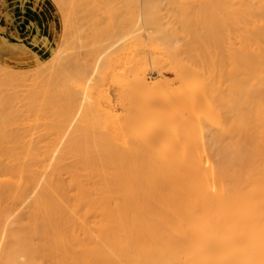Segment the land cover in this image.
I'll list each match as a JSON object with an SVG mask.
<instances>
[{"label": "bare ground", "instance_id": "1", "mask_svg": "<svg viewBox=\"0 0 264 264\" xmlns=\"http://www.w3.org/2000/svg\"><path fill=\"white\" fill-rule=\"evenodd\" d=\"M52 2L0 25V264H264V0Z\"/></svg>", "mask_w": 264, "mask_h": 264}, {"label": "rangeland", "instance_id": "2", "mask_svg": "<svg viewBox=\"0 0 264 264\" xmlns=\"http://www.w3.org/2000/svg\"><path fill=\"white\" fill-rule=\"evenodd\" d=\"M8 1L11 4L16 2V4L12 5L14 9L13 10L14 20L12 23L6 21L5 17L2 14H0V25H3L6 28L7 32L18 31L20 35H22L24 38L27 39L34 32L33 31L34 29L29 26L31 20L37 21L42 28L44 27L43 30L49 32L51 36L58 34L60 32L61 26L63 25L62 22L63 20L60 17V13L57 11L52 0H38L36 2V9L34 10L31 9L29 5H26V7L24 8V6L21 5L20 0H8ZM170 68L171 67L168 68V66L166 68L164 67L163 71L161 72L162 74H158L157 73L158 71H151L148 75L149 80L161 78L167 81L168 80L173 81L176 75L175 72L171 70L172 68L171 69ZM115 86L111 82L107 84V88L109 89L110 93L114 98L116 97L115 92H117L116 91L117 88ZM116 107H118V110L121 111V106L117 102H116Z\"/></svg>", "mask_w": 264, "mask_h": 264}]
</instances>
